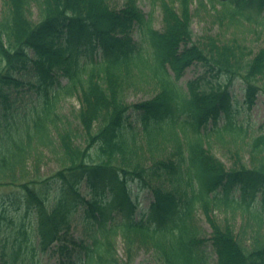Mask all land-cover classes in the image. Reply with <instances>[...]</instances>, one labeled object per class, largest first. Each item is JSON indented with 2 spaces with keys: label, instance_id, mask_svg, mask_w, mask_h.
<instances>
[{
  "label": "trees",
  "instance_id": "1",
  "mask_svg": "<svg viewBox=\"0 0 264 264\" xmlns=\"http://www.w3.org/2000/svg\"><path fill=\"white\" fill-rule=\"evenodd\" d=\"M33 1L38 21L31 18ZM2 5V264H39V255L49 252L59 264H131L139 251L149 253L154 264H208V247L217 264H264V132L256 134L248 119L236 121L233 94L242 80L243 102L253 105L264 79V41L254 54L241 51L237 38L206 34L195 42L191 30L195 13L209 7L215 21L233 33L254 24L264 34V0H152V8L162 12L161 31L151 26L138 0H123V7L116 0ZM194 62L203 74L183 89L179 82ZM25 72L32 80L24 79ZM62 77L68 78L66 86ZM25 88L42 112L35 110L32 126L15 125L14 133H6L15 124L9 112L18 108L17 94ZM145 88L153 98L126 102L127 91ZM61 91L79 100L78 128L65 126L55 135L48 123ZM54 136L63 154L60 168L41 177L37 165L28 174L32 152L47 147L45 142L52 146ZM78 138L84 143L77 144ZM217 145L232 160L230 169L212 152ZM142 197L149 199L143 208ZM216 210L231 219L220 224L212 216ZM200 213L211 226L209 239ZM238 215L242 229L254 228L249 249L235 234L232 218ZM73 222L81 227L80 238L71 231ZM117 238L126 261L117 256Z\"/></svg>",
  "mask_w": 264,
  "mask_h": 264
},
{
  "label": "rangeland",
  "instance_id": "2",
  "mask_svg": "<svg viewBox=\"0 0 264 264\" xmlns=\"http://www.w3.org/2000/svg\"><path fill=\"white\" fill-rule=\"evenodd\" d=\"M116 5L121 6L122 0H116ZM37 1H33L31 3V18L34 21H38V7H37ZM139 4L143 11L145 12L146 16L151 14V24L152 27L155 29H162V15L160 10L156 9L152 12L151 7L149 6V0H139ZM2 0H0V17L4 16L7 13V9L5 7H2ZM192 11L195 12V6H192ZM191 29L192 33L194 35V41H199L204 35H212L217 36L220 39L226 41L232 38H237V41H241L243 44H241L242 48L241 51H248L251 50L253 53H257L258 50L262 46L263 37L260 34L259 30L255 32V30H250L247 32L241 33H233L231 29H228L224 26H220L215 19L210 14V8L207 7L206 9L201 10L198 14L195 13L192 23H191ZM148 45L146 43H142L141 47L144 49V47H147ZM32 55V54H31ZM203 68L197 67L196 65H193L187 69L185 78L180 82L182 87L185 88V82L188 79L197 77ZM260 85L263 86L261 88V93L257 95L255 104L251 108L249 114V119L252 121V123L255 125L256 134H260L264 132V79H259ZM63 83H66V79L62 81ZM242 86L240 84L237 85L235 94L237 95V99L241 100ZM153 96L150 89H142V90H130L126 93V100L128 103H138L145 100L150 99ZM21 99L22 104L24 105V110L28 111L26 112L28 120L30 121L31 118L34 117V115H31L33 113L32 106L36 103H33V101L29 98H27V92L21 93ZM23 110V111H24ZM79 110V100L77 97H68L65 95L58 96V100L56 102L55 106V113H57L60 118L58 120H55L52 117V120L49 121V125H51V128L55 129V135L59 131H61L65 126H70L73 128H78V123L76 119L77 111ZM20 112V113H19ZM16 115V112L13 113L14 116L20 117L22 114V111H19ZM61 121L64 123L63 126L60 125ZM259 126H262L260 128ZM259 127V128H258ZM77 131V137H80L81 135V129L75 130ZM52 140V146H50L48 143H44L45 145H48L47 147L42 148V146H37V151L32 152L31 159H29L27 163V170L28 174H34V166L36 167L38 165V172L37 176L41 177H47L52 175L56 170H58L61 166V159L63 154L60 146V141L58 142V138L54 136L51 138ZM84 141L81 138H78L77 144H83ZM213 152L216 154L218 159L222 161L226 167L229 169L232 167V160L229 158L228 155L223 151V149L216 148L213 150ZM243 153H245V150H243ZM39 154V159L38 156ZM246 161H249V154H243ZM37 158V159H36ZM39 160V161H38ZM83 189H85L86 184H82ZM1 187V186H0ZM148 203V199L144 198L142 201V207H145ZM212 216L215 217L220 224H225L227 219H231V217L224 211L216 210L212 213ZM200 224L204 230V234L206 237L210 238L212 234L211 227L206 219V217L202 214H200ZM232 222L235 228V234L239 238V240L242 242L244 247L250 248L253 242V235H254V228H248V229H242V217L241 216H235V218H232ZM71 231L74 234V236L77 238L80 236L81 227L76 223L73 222L71 224ZM260 239L263 241L264 239V228L260 231ZM116 252L122 261H126V256L123 248V244L120 239H117L116 241ZM208 263L209 264H217V258L213 254L212 249H208ZM40 264H59L58 258L55 256H52L51 254L44 255L41 258ZM132 264H154L151 258V255L147 252L140 251L138 252Z\"/></svg>",
  "mask_w": 264,
  "mask_h": 264
}]
</instances>
